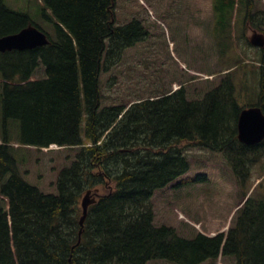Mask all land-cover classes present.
<instances>
[{"label":"trees","instance_id":"1","mask_svg":"<svg viewBox=\"0 0 264 264\" xmlns=\"http://www.w3.org/2000/svg\"><path fill=\"white\" fill-rule=\"evenodd\" d=\"M41 1L55 22V39L0 0V37L33 25L49 40L5 53L0 64V264H223V258L264 264V200L239 199L235 206L231 201L225 230L194 237L179 234L178 224L158 225L152 204L155 192L189 172V148L221 154L237 185L246 182L264 156V140L240 143L237 122L246 107L264 113V48L256 49L255 104H238L232 69L198 100L176 87L127 105L104 106L102 75L121 62L127 48L144 41L147 30L138 20L117 25V0ZM206 3L190 0L192 18L200 12L207 17ZM239 6L245 25L253 18L251 0H212V34L222 55L230 47ZM15 59V75L9 74ZM39 65L44 77L32 79ZM9 120L19 122V147L75 151L50 190L21 175ZM205 178L201 174L196 181ZM88 190L95 202L77 244L81 199ZM179 214L190 224L201 223Z\"/></svg>","mask_w":264,"mask_h":264},{"label":"rangeland","instance_id":"2","mask_svg":"<svg viewBox=\"0 0 264 264\" xmlns=\"http://www.w3.org/2000/svg\"><path fill=\"white\" fill-rule=\"evenodd\" d=\"M206 1L207 17L200 12L198 18H192L190 0H117V25L138 20L147 30L148 36L144 41L127 48L121 62L102 75L104 106L127 105L181 87L185 88L189 100H198L217 86L224 74L232 69L238 104L246 106L256 103L259 55L257 48L249 44V38L254 31L264 35V19L259 21V18L264 17V0H251L254 5L251 11L253 18L245 25L244 7L239 6L232 21L230 47L223 55L212 34V0ZM4 4L13 11L28 15L32 22L55 39V22L51 20V13L44 11L41 0H4ZM198 4L201 6L202 3L199 1ZM3 61L4 54L0 53V64ZM13 61L8 70L9 74L15 75L16 59ZM43 77L44 69L39 65L32 79ZM3 79L0 70V94ZM1 127L0 97V135ZM8 128L10 139L18 142L19 122L9 120ZM74 155L75 151L55 146L40 151L34 147L13 150L21 175L44 191L50 190L59 170L68 165ZM186 156L190 163L189 172L153 196L152 204L158 225L178 224L180 226L175 227H178L183 237H194L199 232L215 235L227 227L226 218L231 209L227 205L231 201L235 206L237 200L246 199L251 192L253 200H264V156L252 166L248 179L241 187L237 185L221 154L189 148ZM201 174L206 175V178L196 181ZM180 212L184 217L188 215L192 222L201 223L191 225L186 217L179 219ZM176 219L182 222L177 223ZM185 222L190 226H185ZM223 260V264H234L230 258Z\"/></svg>","mask_w":264,"mask_h":264},{"label":"water","instance_id":"3","mask_svg":"<svg viewBox=\"0 0 264 264\" xmlns=\"http://www.w3.org/2000/svg\"><path fill=\"white\" fill-rule=\"evenodd\" d=\"M252 46L263 48L264 35L253 32L249 38ZM48 44V39L44 33L36 27L29 25L18 33L0 37V53L13 50L23 51ZM238 140L240 143L252 146L264 140V114L259 107H250L241 111L237 122ZM87 191L81 201L82 216L80 218L81 236L83 223L85 221L88 208L95 202V198L90 197Z\"/></svg>","mask_w":264,"mask_h":264},{"label":"bare ground","instance_id":"4","mask_svg":"<svg viewBox=\"0 0 264 264\" xmlns=\"http://www.w3.org/2000/svg\"><path fill=\"white\" fill-rule=\"evenodd\" d=\"M81 218V217H80ZM86 219V218H85ZM79 221H80V219H79ZM84 223H85V221H84ZM84 223H83V227H84ZM79 226H80V224H79ZM81 229V228H80ZM82 230H83V228H82ZM80 231V230H79ZM77 244H79V241L77 242Z\"/></svg>","mask_w":264,"mask_h":264}]
</instances>
